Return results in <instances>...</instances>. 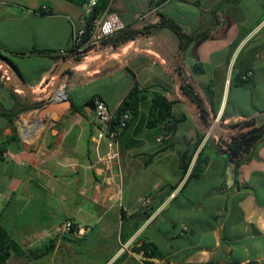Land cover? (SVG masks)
I'll return each mask as SVG.
<instances>
[{
  "label": "crops",
  "instance_id": "obj_1",
  "mask_svg": "<svg viewBox=\"0 0 264 264\" xmlns=\"http://www.w3.org/2000/svg\"><path fill=\"white\" fill-rule=\"evenodd\" d=\"M41 5L48 11H40ZM84 5L0 0V48L10 52L29 93L48 90L50 95L59 82H65L66 91L62 99L47 96L42 113L30 111L20 122L18 115L13 125L0 115V223L23 250L43 246L54 238L49 232L55 225L71 219L85 226L82 239L95 228L97 241L113 236L118 246L107 263L122 264L127 256L153 264H264V141L236 174L215 142L220 124L264 115V0H110L103 15L117 13L127 29L138 30L136 37L68 62L71 75L61 71L63 58L12 53L36 46L59 55L65 50L68 58L72 30L87 15ZM162 19L187 33L208 29L207 38L193 41L182 53L171 29L154 26ZM195 63L202 64V72H194ZM248 70L252 75L237 84L235 77ZM181 75L209 110L212 103L218 119L184 175L181 154L193 144L187 133L193 128L197 136L206 127L181 92ZM99 82L98 88L74 93ZM133 87L140 97L135 117L118 136L121 205L107 207L110 187L100 164L107 139L94 114V99L116 109ZM11 91L10 83L0 88L7 108ZM168 102L177 120L173 131L164 129L167 113L162 110ZM13 126L17 139L8 141ZM22 127L28 128V138ZM202 147L208 162L199 177L189 178ZM146 196L150 203L141 207ZM123 228L132 233L121 242ZM74 236L56 237L53 252L45 257L53 259ZM143 240L155 243L163 257L134 253L132 247ZM24 257L21 264L43 259Z\"/></svg>",
  "mask_w": 264,
  "mask_h": 264
},
{
  "label": "trees",
  "instance_id": "obj_2",
  "mask_svg": "<svg viewBox=\"0 0 264 264\" xmlns=\"http://www.w3.org/2000/svg\"><path fill=\"white\" fill-rule=\"evenodd\" d=\"M79 5H84L88 2V0H70ZM110 4V0H96V4L93 6L92 10L85 16L84 18V26L85 31L82 38L83 51L79 54H75L77 51L69 52L70 56L65 58L64 54L58 53V50H51L45 48H38L33 46L27 52H12L14 54H40V55H48L53 60L58 61L60 58L64 59V65H68L63 73L71 75V71L68 68V62L79 60L82 56H84L88 51L93 49V46L89 44V39L91 37L92 26L95 20L100 18L105 11H107ZM154 26H162L168 27L171 29L177 36L178 39V48L184 53L190 44L197 39H206L208 34V29H203L200 31H193L187 33L182 30V28L173 22L172 20H164L162 19L158 24ZM138 33L136 29H127L126 27L117 33L113 34L102 40L101 47L110 45L116 47L120 44L126 43L131 39H134ZM6 50L0 48V59L9 65L14 74H17L22 78L21 72L17 65L12 61V59L8 56ZM68 53V52H67ZM193 70L195 73L202 72V64L195 63L193 65ZM181 92L182 94L197 108L200 121L206 127V130L203 132L197 131V139L196 141L189 146V148L181 154L180 159V172L184 175L191 163V160L198 149L202 139L204 138L207 130L211 126L212 122H214V118L216 117L212 114L213 106L210 103V99L207 98V101L210 103V110L207 107L205 99L195 90L194 86L190 84L186 78L181 75ZM237 84H243L245 80L241 79V75H237L235 77ZM33 94V97H38L36 95H42L43 97H47L48 90L44 92H39V94ZM10 97L12 100V106L7 108L0 101V115L5 118L8 124L13 125L17 116L29 109L40 107L43 104V100H35L32 95L28 92H24L19 94L15 91L10 92ZM139 92L133 87L129 93L125 96L122 102L117 107V113H121L125 110H129L133 113V119L135 117V104L139 100ZM47 99V98H46ZM209 99V100H208ZM76 106L73 104V108ZM162 112L167 113V119L164 124V129L166 131H173L175 129L177 120H175L170 114V103H166L163 107ZM212 115V118H211ZM211 118V119H210ZM130 124V123H129ZM128 124V125H129ZM219 132L215 138V142L218 144L219 151L221 150L223 154L227 156V158L232 162L233 172L236 174L238 167L247 162L253 155L256 147L264 141V115H259L258 117H249L243 120H238L235 122H229L226 124H220ZM17 139V130L13 126V134L8 138L10 140ZM204 146V145H203ZM204 147L198 151L192 169L189 173V178H197L202 173L205 165L208 162L209 157L203 151ZM123 216V215H122ZM138 228V223H134L132 226V231ZM132 232H124L121 230L120 240L121 242L126 241ZM56 239L53 238L43 246H39L37 248H30L27 250H23L20 245L15 241V239L11 236L8 230L0 223V264H10L8 261L12 255V253H19L33 260H39L44 258L45 256L51 254L55 248ZM132 251L134 253H141L145 257H163L162 252L156 246L155 243L147 240H143L139 245H135L132 247ZM108 258L105 260L107 263ZM118 262V261H117ZM117 262H111L110 264H117ZM145 264H153L149 260H144Z\"/></svg>",
  "mask_w": 264,
  "mask_h": 264
},
{
  "label": "built area",
  "instance_id": "obj_3",
  "mask_svg": "<svg viewBox=\"0 0 264 264\" xmlns=\"http://www.w3.org/2000/svg\"><path fill=\"white\" fill-rule=\"evenodd\" d=\"M96 4V0H88L84 7L87 14L92 10L93 6ZM40 11H48L46 5H41L39 7ZM125 28V25L121 18L115 12H109L102 15L100 18L94 21L92 26L91 37L89 39V44L95 49H101V42L105 38L112 36L118 31ZM85 26L84 21L80 27L73 28L70 41V52L77 51L75 54H79L83 51L82 38L84 35ZM62 54L65 50L60 51ZM3 67L0 68V88L7 83H10L13 90L19 94L23 91L19 87L17 79L14 77V73L7 63L3 60ZM252 75V71L248 70L241 74V79L246 80ZM65 92V91H64ZM55 99L54 96H51ZM66 97V92L65 96ZM94 114L96 120L99 122L101 127V133L107 139V150L100 157V164L102 165L104 171L107 173L106 182L110 187V192L108 195L107 207L113 205H121L122 199V185L120 172L116 170V165L120 156L118 136L121 130L128 126V124L133 120V113L129 110H125L121 113H117L116 109L109 108L105 102L99 98L94 99ZM214 123H218L217 117H215ZM211 130V126L207 130L205 137ZM161 140V137L158 138ZM151 200V196L143 197L140 201L141 207H146ZM86 231L83 224L76 222L71 219H64L60 223L54 226V228L49 232V235L56 238L61 237L64 234H73L75 236H82ZM182 232L188 233V228L183 226Z\"/></svg>",
  "mask_w": 264,
  "mask_h": 264
},
{
  "label": "rangeland",
  "instance_id": "obj_4",
  "mask_svg": "<svg viewBox=\"0 0 264 264\" xmlns=\"http://www.w3.org/2000/svg\"><path fill=\"white\" fill-rule=\"evenodd\" d=\"M102 48V47H101ZM92 50H97L93 48ZM82 58V57H81ZM80 58V59H81ZM62 85L63 90L65 91V82H59L57 85L53 86V92L48 95L51 96L57 92V89ZM102 86V83H93L89 86H86L81 90L80 88H76L74 93L80 94V92H88L90 89H95ZM74 87V86H73ZM72 87V88H73ZM66 92V91H65ZM34 94H39V92L35 91ZM35 100H43L42 107L45 103L46 98L42 95H36ZM33 108L29 109L18 116V122H20L21 117L27 114L30 111H38L42 113L45 108L38 109ZM82 236H74L72 240L69 241L68 245H65V248H57L55 251L54 258L51 259V255L40 260L41 264H105V260L113 254V251L117 248L118 244H115L114 238L112 235H108L106 238L97 239L98 229L95 228L91 231L84 239ZM82 239V240H81ZM122 264H143L144 261H141L136 258L125 257L122 260ZM110 264V263H107Z\"/></svg>",
  "mask_w": 264,
  "mask_h": 264
},
{
  "label": "water",
  "instance_id": "obj_5",
  "mask_svg": "<svg viewBox=\"0 0 264 264\" xmlns=\"http://www.w3.org/2000/svg\"><path fill=\"white\" fill-rule=\"evenodd\" d=\"M67 66H68L67 64L66 65H63L62 68H61V71H64L67 68ZM2 67H3V62L0 59V68H2ZM14 77L17 79V82H18L19 87L24 92H28L29 90L25 86V83H24L23 79L20 76H18L17 74H14ZM180 89H181V86H180ZM64 102L67 104V106L71 104L70 100H66ZM60 106L64 107V104H60ZM45 107H47V106H42V107H40L38 109L45 108ZM213 120H215V118ZM187 137L190 139V142L191 143H194L196 141L197 136H196V132H195V130L193 128L189 130V132L187 133ZM220 153L223 154V152L221 150H220ZM9 261L11 263H13V264H21L23 261H25V257L24 256H21V255H19L17 253H14V254L11 255Z\"/></svg>",
  "mask_w": 264,
  "mask_h": 264
},
{
  "label": "bare ground",
  "instance_id": "obj_6",
  "mask_svg": "<svg viewBox=\"0 0 264 264\" xmlns=\"http://www.w3.org/2000/svg\"><path fill=\"white\" fill-rule=\"evenodd\" d=\"M65 96V92L63 90V87L62 85L57 89V92L55 94V98L56 99H62L63 97ZM47 113V112H46ZM27 127H22V130H23V133H24V136L26 138H28L30 136L29 132H27Z\"/></svg>",
  "mask_w": 264,
  "mask_h": 264
}]
</instances>
